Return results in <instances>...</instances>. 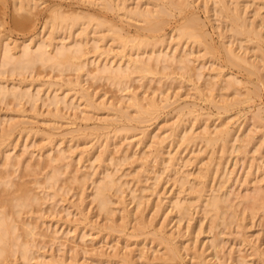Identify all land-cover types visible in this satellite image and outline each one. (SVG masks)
Listing matches in <instances>:
<instances>
[{
    "label": "bare ground",
    "instance_id": "6f19581e",
    "mask_svg": "<svg viewBox=\"0 0 264 264\" xmlns=\"http://www.w3.org/2000/svg\"><path fill=\"white\" fill-rule=\"evenodd\" d=\"M0 1L2 2V3L0 2L1 4L6 3L5 0H0ZM97 1H99L98 2L99 6H101L102 7L101 9H103L105 12H114V13L117 12L118 14L121 13L122 19L125 18L124 21L129 20V21H131L130 23L133 22L135 24H141V27H140V25H139V27H138V25H135V27L137 26L136 29L139 28V30L142 32H140L138 30V32H140V33L131 35V33L128 31H125L124 28H122L119 25H116L112 22L107 21L106 19H104L102 17H98L96 15L86 14V13H85L86 15L85 14L82 15V14H78L77 12H76L77 14L74 12H73L74 13L73 14L71 12L72 15H66L64 12H61L62 9L60 10V8L57 9L56 7H55L56 8L55 9L52 6L54 9H52V7L49 9L47 19L44 18V19H46L45 20L46 26L43 23V27L46 28L47 26H49V30L51 29V31H50L51 35L54 36L59 32H62V33L63 32L64 33L70 32L71 33L72 29L75 28V26L78 27V24L81 23V21H82V23L80 24V27H79V29L81 28L80 34L78 35L79 40L74 42L75 44L74 45L72 44V46H70V44H68V46L64 45L62 43L63 40H61V42L60 41L59 42H60V44L61 43L62 44L61 45L59 44L60 45L59 46L57 44L56 37H52L50 35L51 37L49 36L50 39L47 42H40L39 41L40 43L38 42V44H36L34 42L35 44L33 43L34 44L33 47H35V49L33 48L34 50H32L31 44L35 40H31L32 42L29 44L25 43V41H24V43L22 45L21 44L19 46L14 45V47H12V45H10L9 42L5 43L2 40L4 35L0 36V67L4 68V70L6 69V72L3 69H1V70L4 71L5 74H7V75L9 74V76H18V77H23L25 75L28 76V75H32V74H34V76H36L40 69H42L44 71L48 70L49 73L55 72V73H57L56 76H59L60 78H62V76H63V78H65L64 77L65 73H66L65 75H67V73H84V74H86L85 76L89 77V79L91 78L90 81L93 80L97 83V81L104 80L110 86L115 87L119 92L122 93L124 91L127 92V90L129 91L131 86H128V85L130 83L136 81V79H139L140 82L142 80H144V81L146 80L149 82V81H152L153 77H156V76L157 77L158 76H161V77L164 76V78L166 77V79H168V77L170 78V75H175V76H179V78L182 81L184 80L185 82H188V84H190V83L195 84L196 82L198 83L201 80V78H203L202 77L203 74L197 72V69H196V71H194L193 69H195V68H190V65H189V64H191L190 58L194 56L193 52H191V50L196 47V48H201V50L204 52L203 53L201 51L202 54H204L203 56H200L201 58L204 56L206 57V55H207L208 57L210 56L209 58L214 59L215 55H221L222 54V59H223V62L225 63V64L223 63V65H226V68L231 67V68H234L236 71H237V69L239 71L241 70V72L243 71L242 73H246V76H248V81L251 77H254L256 79L255 82H253L252 80L250 82H248V84L250 85V87L252 86V88L247 89V90L245 89L246 92L241 94L240 90H239V88H237V86L242 84V82L238 81L237 77L234 76L233 73L230 72L231 74H229V75H225V74L223 75L221 73L222 72L221 71V72H219V74L217 73L218 74V75H216L217 77L215 76V78L217 79V82L215 81L216 83L213 82L215 80V78H214V80L210 78L211 80H213L212 81L213 83L209 81V78H207L206 80H204L203 86L201 87L202 89L199 90V87H198L197 91H199L200 96L208 98L212 104L217 102V106H219L218 102L222 101L223 103L220 102L221 106L219 108H217V107L216 108L225 114L233 106H237L239 104H244V105L247 104V106H248V104L254 103V100L256 98H260L261 88H264V20H262L263 18H261L260 20H262V21H260V22L258 21L256 23V21L251 22L252 21V18H251L250 19L251 21L249 22L248 21L249 18L245 16L246 10H244V6L246 4L244 5L245 2H243V0L242 1L241 0H203L205 3L204 4L202 2L204 4V7H205L204 8L205 14H206L205 16H207L213 12L214 16H216V18H218V20L220 19L219 20L220 22L222 21L224 23L223 25L225 26V29H226V32H224V33L227 34V32H228L230 35L229 37H227V39H228L227 43L222 42L223 44L221 43L222 46L219 48H216L215 45H212V43L209 39V35L206 33L204 22H202L198 18V16L192 11L193 4L195 5L196 0H145L146 4H145V2H144V4L146 5V7L144 9H141L140 7H137V8L134 7L135 9L134 8L130 9L127 7L128 5H127L126 1H123V0L121 2H119V0L118 1H116V0H97ZM255 1H257V0H254V2ZM39 2H42V0H12L13 11L15 13L20 14V15L17 14L18 16L15 15V16H17V18L15 19L14 24L18 25L20 27V25H24L26 23H31L32 22V16H35V15H33L34 12H32V11L37 8V5H39ZM93 2L94 3L92 5L94 6L96 2L95 1H93ZM209 3L211 4L210 7H208ZM261 3L263 4V2H261ZM96 5H97V3H96ZM141 6L143 7L144 5H141ZM57 7H58V5H57ZM246 8L249 9L247 6L245 7V9ZM99 9H100V7H99ZM46 10H48V9L46 8ZM80 13H83V12H80ZM256 13L257 12H255V14ZM258 14L259 13H257L256 16H258ZM121 16H119V17H121ZM176 16L180 17L181 22H179V24H177V26H175L174 28L171 29V33H170L171 35L165 34L166 27H168L171 20H173ZM258 17L260 18V15ZM207 20H208V18H207ZM43 27L41 26V28H43ZM90 28L92 29V31L90 30V32H89L88 29H90ZM90 33H91V36L93 33V36L95 38L89 39ZM68 35H70V34H68ZM68 35H67V37H68ZM227 36H228V34H227ZM58 38H60V37H57V39ZM168 39L170 40V43H173L172 46L174 48L171 49V51H169L170 48H168V47H170V46H168L169 44L167 43ZM223 39L225 41L226 38L223 37ZM76 40H77V38H76ZM107 40H108V42L112 43V44L110 43L111 46L112 45L117 46L118 50H116V51H118L119 54L122 55L120 59H124V62H122L123 60H120V59H119L120 62L118 64L117 63L113 64V62H115V61H112V60H111V62L106 61L107 60L106 58L108 56H110L112 53H114L113 49L109 48L110 46L105 47L104 44H101V42H106ZM54 41H56L55 43L57 45H54L55 43L53 44ZM181 43H182V46H180ZM12 44H14V43L12 42ZM245 44H247L248 46H249V44H253V46L250 49H251V51L252 50L254 51V56L248 58V56L251 55L250 52H249L250 55L246 56L247 53L244 51V49L249 50V48L248 47L245 48ZM103 45H104V47H102ZM187 46H188V49H187ZM183 47H184V49H182ZM190 47H191V50H190ZM182 50H183V53H182ZM90 54H93L94 56L98 55L97 57H102V56L104 57L105 56L106 57L105 63L102 65V63H99L98 61H96L97 62L96 63L95 60L90 63L89 60H87L88 55H90ZM197 54H200V52ZM194 57H196V56H194ZM194 59H196V58H194ZM89 63L91 65L96 66V67L95 68L93 67L94 68L93 70H88L87 67H88ZM36 68L37 69L40 68V69L35 74L34 70ZM203 68H204V66H203ZM170 69H171V73L170 72L168 73V71H170ZM222 69H225V68H222ZM199 70L200 69H198V71ZM2 71L0 73V74H2L1 78H2V76H4ZM175 72H179L180 74L175 73ZM51 73H50V75H51ZM39 74H41V72ZM76 75H78V74H76ZM150 77H152V80L150 79ZM226 77H228V78H226ZM53 79L51 78V80H53ZM77 79H75V80H77ZM79 79H80V77H79ZM225 79H227V80H225ZM23 80H24V78H23ZM55 80L58 81V79H55ZM62 80H60V81H62ZM68 80H70V79H68ZM207 80H208V82H207ZM2 81L4 82V79ZM21 84H23V83H21ZM73 84H75V82ZM79 84H80V81L76 85V87L79 86ZM245 84H246V82H245ZM26 85H27V83H26ZM29 85H27V86L29 87ZM27 86L26 87L24 86V88H28ZM54 86L55 85H53V87ZM57 86H59V85H57ZM69 86L72 88L73 85L72 86L69 85ZM195 86H194V88H195ZM243 86H244V84H243ZM73 87H75V85ZM49 88H50V86H49ZM51 88H52V86H51ZM82 90H83V92L85 91L84 89H82ZM37 91L38 92L35 91L36 94L41 92L39 90H37ZM86 92H88V91L86 90ZM133 92H134V90H133ZM215 92L218 94L220 93L219 96L217 95V98L221 97L223 100L221 99L220 101L218 100V101L214 102V100H215L214 98L216 97V95H214L213 93H215ZM53 93H56V92H53ZM47 94H48V92H47ZM134 94L132 93V95L130 94V97H128L129 98L128 99V102H129L128 110L133 109L131 111H133V115L135 113V116L137 117V119H131L130 114L127 113L128 110H127V112L123 111L124 109L122 110L120 103H119V109H116L117 107L114 108L115 107V106H113L114 103L113 104L111 103V105L107 104L109 107L106 108L107 106L106 107L104 106V105H106V102H104V104H102V102H101L102 105L100 103L98 105L97 102H95V100L93 99V96L91 97V95H89V92L86 95L81 94L82 98L85 99V101L82 98L81 99L84 101L83 103H85V109L87 108L88 110H91L90 111L91 113H92V111L99 112L101 109L102 110L106 109V110L112 112L113 113L112 115L115 114V116H117L116 117L117 119L121 118L122 120L125 119L124 121H129V122L131 120H133V121L137 120L139 125H141V123H143L147 120L150 121L149 119L157 118L156 115L158 114L159 109H160V106H159L160 102L159 101L157 102L156 98H154L155 96L151 97L153 99H150V97H149V100L146 96L147 99L144 100L143 98L140 99L141 97H137ZM199 94H198V96H199ZM33 95L32 94L30 95L29 91H27L26 89L25 90H16L14 88H11V87L9 88L8 86H3L2 84H0V105H2V106H5V105L8 106V103H10V105L13 104L14 107H16L15 109H17L18 107H21V105L23 104L22 102H25V105L28 103V104H30L31 108L32 107L37 108V107H35V104L37 103L38 99ZM161 95H162V93H161ZM81 96H79V97H81ZM241 96L244 97V100L239 101L237 98H240ZM52 97L53 98L48 97L49 99L47 102H45V99H44L43 103L44 104L46 103V105L48 103V105L52 106V107L54 106L56 109H54V107L52 109L56 110V112L59 114L60 111L58 112V109L61 106H63V104L61 105L62 100L56 96H52ZM64 98L66 100V97H64ZM164 98L162 97V99H164ZM228 98H230V99H228ZM162 99H160V100H162ZM40 100H41V97H40ZM209 100L206 101V99H205L206 102H209ZM64 104H65V101H64ZM58 105L60 106L59 108H57ZM82 105L84 106V104H82ZM9 106L6 108H9ZM12 108H13V106H12ZM31 108H30V110H31ZM69 109H71V108H69ZM161 109H163V106ZM72 110H74V109H72ZM88 110L87 111L84 110L86 113L83 110L82 111L84 112V114H87V113H89ZM256 110H257V112L255 114H252L251 118H250V121H253V122L251 123L250 121H248V124H250L251 127L248 128L249 130H247L248 131L247 133H245V131H244V133L246 134L244 137H243L244 133L243 134L241 133L242 134L241 135L238 132L240 128H237L238 131H237V129H235L237 131V133H239L243 137V139L241 138V136L236 137V135H235L236 132H235V130L233 131L234 128H230L225 121H224L225 123L223 122L224 124L221 122L222 124H220L218 126H212L213 130H210L211 128L210 129L208 128V126H207L208 120L206 119V124H204L202 126L204 128H202V131L200 130V133L199 134L197 133L196 136H194L193 134H189L192 132L188 133L187 130L182 128L184 125L181 127L178 126L176 128L173 127L174 129L171 131V133L168 135V137L166 136L167 137L166 139H169L170 137H172L175 140V138H177V139H179L180 142L178 141V143L179 144L181 143V146L186 144L190 147H191L190 144L198 142V144H201L203 152L205 151V153H206V150L208 151L207 153H208L210 158H208L207 155L206 156L204 155V156H205V158L207 157V160H209V162L207 161L206 164L204 162H202L203 167L200 166V170L198 169L199 171L197 172L198 174H196V172H195V174L198 176L195 177V175L190 174L191 172L189 173L190 176L195 177V178L194 177L193 178H194V180L196 179L195 180L196 182H193L192 179H191V182L189 181V178H191V177H189L188 173H187V175H185V174L183 175V174H181L182 173L181 172L180 174L182 176H180V174L178 172H175V171H177V169L175 167L178 168V166H175V165H177V164H175V161L178 163L180 160H179V157L176 160L177 157L174 158L173 156H175L176 154L178 155V153L175 152L176 154H174V155L172 153H170V154H172L171 157L174 159H172L170 157V158H168L169 161L167 160L168 161L167 163H165L163 161L162 158H164V155H163L164 145L162 146V144H164V141H166V139H164V141H163V139L158 141V139H156V138H158L159 136L156 137L155 139L158 142H157V144L155 142L154 148H153V146H150L151 144L149 145V142H148L149 147H151L155 150V154L153 152L151 154V155H153V156H151V158H153V162L156 163L155 165H157L159 163L162 164V165H160L163 169L162 173L164 172V168L168 169L167 171L165 169L166 173L170 172L169 169H173V170L176 169V170H174V172L179 175L178 178L174 179L173 176L176 174H174L172 176L173 170H171L172 173L170 175V180H171V176H172L173 177L172 180L173 179L175 180V183H174V181H172V183H174V186L177 184L176 188L179 187L178 189H180V190L178 192L176 190L175 195L177 194V197H175V198L173 197L174 199H171L172 197L169 198L171 200L168 199V202L170 203V206L172 209L171 212H173V211L175 212V214L177 216V220H178L177 222L180 225H181V222L185 221L187 223V224L185 223L186 224L185 227H186V226L190 225V223L193 222L192 220H193L194 212L192 209L194 207H196V205H198L197 209H198V207L199 208L201 207L203 209V210L202 209H198V210H202L203 213L202 212L201 213L204 214L203 216L209 220V224H208V226H209L208 228L210 229V231L208 229L209 233H211V231L213 229H217V227H219L218 226L219 221L221 222V225H222L221 227L224 226L225 229L229 228L232 225L235 227L237 226L236 228H234V227L233 228H234V230H237V232L239 233V231L242 230L241 228H243V229L247 228L245 225L243 226V223L246 220L250 219V221H253L259 212L262 213L261 215H264V188H256L258 185L257 186L255 185V188L253 187L255 190L252 193H250L251 191L248 192L246 189V191H247L246 195L242 194L241 197H240L239 193H238L239 196H238V194L234 195L233 197L238 196L240 198V201L237 204L236 203L233 204L232 203L233 200L229 199L230 195L232 194L231 193L232 191H229L230 193L227 192L230 195H228L226 193H225V195L223 194V191H224L223 188L225 189V187L229 181L235 180V182L237 184H239L238 179L236 181L237 177L234 179V175L232 176L233 178L230 180V176H229L230 173L229 172H231V170H233L234 167L230 171L226 170V171H228V173L224 170L225 169L224 167L228 162V160H226L227 161L226 164H225V162L222 163V161H223L222 159L225 156V154H226V156H228L230 154L229 152L230 151L233 152L232 150L234 149V153L235 152L239 153V154H241V157H242V155H246L247 152H250V154H247V155H251V154L255 155L253 153L260 151V154H262L260 156L262 158L259 159L260 158L259 157L257 159L263 161V152H264L263 151L264 150V148H263L264 147V139L263 138L261 141L257 142L256 148H253V146H252V149H254V152L251 153V151H248V149H247L254 142L253 141L254 138H252L254 133L250 131L252 129V127H254L256 124H258L257 129L255 128L256 127L255 126L254 129H252V131L258 130L259 126L261 127V129H262V127H264V126H262V124L264 125V113H263L264 111H262L258 108ZM32 111H34V109ZM35 111H36V109H35ZM82 111H81V113H83ZM160 111H162V110H160ZM21 112H22V110H21ZM51 113H52V110H51ZM51 113L49 112L48 115L53 118V116H51V115L54 114V116H55V113L54 112L52 114ZM57 113H56L55 118L60 117V116L57 117V115H58ZM187 113H188L187 114L188 116L192 114V112H190V111H188ZM109 114H108V116H109ZM105 115H107V113ZM243 115H244V113H243ZM185 117H186V114H185ZM61 118L62 117H60L59 120H64L63 118L62 119ZM84 118H85L86 122L88 120H90L88 116H84ZM196 118H197V115H196ZM111 119H112V117H111ZM5 120L2 119V121H4V122L0 121V264H18V262H21V264H30L35 259H36L35 261L38 262L35 254L38 253L37 250H38V247H39L38 245L40 244V242H42V241L44 242V240L48 239L50 244H51V242L54 244L55 241L57 242V240H58V243L60 244L59 239L61 237H58V233H57L58 231L53 232L52 228H49V226L47 224H45L47 227L44 226L43 221H41V219L38 220V218L35 217V215H37L41 212L40 209H42L41 207H43V205H45L46 202L49 203L50 200H53V199L56 202L57 198L61 196V195L59 196L60 192L62 193L63 196L64 195L67 196V195H69L68 194L69 192L74 190V191H76L77 197H79L78 199L83 200L85 197H87V194H85L86 191H88L87 188L91 187L92 193H91V191H90V193L92 196V200H91V203L89 202L90 206H91V204H92V206L94 205L96 213L99 215V217L100 216L105 217V219H106V221L104 220L105 222H107V221L109 222V219H111L112 217H113V221H114V217H115L114 206L117 205V203H119V205L121 204V202H122L121 200L124 198L123 197L124 193L130 189V188L127 189L128 183L122 181L123 176H121V175L119 176L118 173H120V171H122V170L119 171V167L121 169V167L125 166L124 164H127L128 162L130 164V161H132V159H131L132 156L129 158L130 155L128 156L126 153L119 155V154H117V152H116V154H117L116 155L113 152V151H115L114 147H115V149H117L116 145L115 146L113 145L114 146L112 149L113 150L112 152L114 153L113 154L109 150V145L103 144L104 145L103 149L99 152L96 151V153L97 152L98 153L97 154L95 153L96 155L93 157L94 161H91V162H95L93 164H96V165L98 164L99 168L98 167H95V168L101 169V167H102V171L100 170L101 171L100 173L98 172L99 170L96 171V169L94 168L95 169L94 171L98 172V174L96 172L95 173L91 172L92 174L91 173L89 174V172H88V174H85L83 172L80 173L79 172L80 170H72V168L70 167L71 164L67 162V160L69 158L68 154L70 151H68L67 156H66L67 152L65 153L63 150L62 151L58 150L56 155H51V153H52V148H51V149L46 150V152L44 153L45 156L42 154H41V156H36V158L39 157V158H37V160L33 159V157H34V155H32L33 153L32 154L29 153V155H32V156H30L28 158L23 157L21 155H19V156L13 155L14 157H12V156H10V153H8V152L6 153V151H5V153L3 152L6 149L3 150L2 146L5 143H7L8 141H10L11 137L13 136V132L18 130L17 126L19 124L17 125L12 120H11L12 122L11 121L6 122ZM192 120L195 122V117H194V119L192 118ZM62 122H64V121H61V123ZM55 123H58V122H55ZM201 123H202V121H201ZM260 123H261V125H260ZM58 124H60V123H58ZM146 124H148V123H146ZM4 125H7V126L5 127ZM112 125H113V123H112ZM110 127H112V126L109 124H105V126H103V128H101V129H99L100 128L99 127L98 129L92 130L90 133V139H91V136H95V138L99 137V136H101V137L105 136L104 139L106 140L108 134L105 133V135H104V132L105 131L107 132ZM112 128H114V127H112ZM131 130L132 129H130L129 127H126L123 125V126H115V128L113 129L114 133L112 132V130L110 132L115 134V136H116L117 134L123 135V133L129 134V132ZM244 130H246V129H244ZM20 131L21 130H19V132H18V136L20 134ZM134 131H136V130H134ZM240 131H242V130H240ZM144 132H142L143 135L146 134V132H145V134H144ZM250 132L252 135L250 134ZM24 133H25V131H24ZM127 134L124 135V137H126ZM84 136H82V138ZM163 138H165V137H163ZM239 138L242 140H240ZM46 139L48 140V138H46ZM84 139L85 138H83V140ZM98 139L100 140L103 138H98ZM110 139H111V136H110ZM112 139H114V138H112ZM159 139H160V137H159ZM238 139L241 141V143L238 142L239 141ZM83 140H81V141H83ZM85 140L87 141V139H85ZM143 140L144 139H142V141ZM86 141H84V142H86ZM113 141H111V142H113ZM145 141H150V140L145 139ZM139 142H141V141H139ZM236 142L238 143L237 145H239V143H240V145L238 147L236 145V147L234 148V144ZM10 143H12V142H10ZM10 143H9V145H10ZM97 143H98V141H97ZM143 143H144V141L141 144H143ZM152 143H153L152 145H154L153 141H152ZM108 144H109V142H108ZM103 145L101 144V146H103ZM166 145H168V144H166ZM169 145H170V143H169ZM101 146L99 144V147H101ZM181 146H180V149H181ZM188 146H186V147H188ZM5 147L6 146H4V148ZM11 147H12V145H11ZM198 147H199V145H198ZM101 148H99V149H101ZM185 149L186 148H184L183 151H185ZM261 149L263 152H261ZM11 150H12V148H11ZM118 151L119 152L121 151L120 153H122V150H119V148H118ZM164 151H166V150H164ZM178 151H181V150H177V152ZM173 152H174V150H173ZM198 152H200V153L195 154V153L191 152V155L195 154L194 156H196V158H197L199 154L200 155H201V153L203 154V152H201V150L200 151L198 150ZM227 153H229V154L227 155ZM217 154H220L219 160H217L218 159ZM239 154H235V155H238V157H239L240 156ZM166 155H168V153ZM215 155H217V156H215ZM143 156L144 155H142V157ZM169 156L170 155H168V157ZM194 156L193 155L191 156L193 162L196 159ZM202 156L203 155H201V157ZM148 157L150 158V156H147V158ZM191 157H190V159H191ZM193 157H194V159H193ZM246 158H248V157H246ZM250 158H248V159L251 160V164H253L252 163L253 157L251 159ZM82 159H83V157H82ZM140 159H141V157H140ZM145 159H146V157H145ZM145 159L143 158L142 160L145 161ZM185 159L186 158L181 159V160H185ZM245 159H242V162H244L243 160H245ZM257 159H255V160H257ZM133 160H134V158H133ZM186 161L187 160H185V162ZM190 161H189V163H190ZM201 161H202V159H201ZM87 162H89V161L87 160ZM193 162H192V165H193ZM199 162H200V160H199ZM236 162L237 161H235L233 163V165ZM163 163L165 164L166 167L164 166ZM189 163L187 162L186 165L191 164V163L190 164ZM223 164H225V165H223ZM142 165H144V168H145V166L148 165V163L147 164L142 163ZM200 165H201V162H200ZM92 166H90V168L93 171ZM110 166H111V168L113 166L114 170H113V168L111 169L113 171H110V169H109ZM251 166L252 165L249 164V168ZM149 167L150 166H148V168ZM252 167L250 169L247 167L248 170L250 171L248 174L249 177L247 176V174L244 173L243 178H246V179L249 178L250 179ZM257 167H256V169L254 167V169L257 170L259 168V167L258 168ZM90 168H87V169L89 170ZM152 168H155L156 171L158 169V168H156V166L152 167ZM179 168L182 169L181 165ZM184 168L186 169V166ZM140 169H141V167H140ZM151 170H153V169H150V171ZM248 170L246 173H248ZM18 171H19V174H17ZM159 171L160 170H158V172ZM182 171L184 172V169ZM143 172H145V171H143ZM149 172H148V174H149ZM162 173H161V171L159 172V174L163 176L164 173L163 174ZM254 173H255V171H254ZM123 174H125V173H123ZM151 174L152 173H150V175ZM232 174H230V175H232ZM160 175H158V174L154 175V177L156 176L155 177L156 181H155V178H153V180H151V181H154L153 184L155 182H156L155 184H157L158 180H159V182L162 181L159 177ZM245 175L247 177H245ZM95 176H97L96 179H94ZM136 176H139V175H136ZM62 177H63V180H62ZM164 177H165V175H164ZM209 178L212 179L211 182H214L213 180L216 178H217V180H219V178H221L220 179L221 181L220 180L218 181L220 183L217 182L219 184L218 190H216V188H214V187H213V189H209L210 191H212V190L214 191V189H215L214 192L212 191L215 194H211V192L209 193L210 195L207 194L208 193V190H207L208 180H210ZM23 179H25V180L28 179V181L27 180L22 181ZM140 179H142V178L140 177ZM132 180L135 181L134 179H132ZM148 180H149V178H148ZM263 180H264V178H263ZM135 182H137V181H135ZM138 182L140 183L139 179H138ZM192 182H193V184H192ZM244 182H245V184H242V185L246 186L247 180H245ZM244 182H242V183H244ZM247 183H249V181ZM129 185H130V181H129ZM158 185H160V184H158ZM186 185H190V187L188 186L189 189H186L187 187L185 188ZM211 185H212V183H211ZM134 187L135 186H133V188ZM151 187H152V185H151ZM183 189H186L188 192L190 191L189 193H187V191H186L187 196L189 198L185 197L186 198L185 199V198L180 197L182 195H186V193L181 195L182 191H184ZM228 189H227V191H228ZM221 190H222V193H221ZM74 191H73V193H75ZM132 191H130L131 193L128 192V193H130L128 195H130L129 197H130V199H132L131 200L132 202L130 201L131 204L134 201H136V204L134 205L135 206L134 210L133 211H131V210L126 211L124 209L123 214L121 216V223L134 221L137 228L139 227L140 230H145V228L147 227L146 225H148V224H145L146 223L145 219H144L145 217L143 218V215H142V212H143L142 211V209H143V206H142L143 201L142 200H144V198H143L144 195L142 196V189H140L141 192L139 191V194L142 197L139 195H136L138 193L137 191H136L137 192L136 194H135V190H134V192H132ZM147 191H148V189H147ZM155 191H153V192H155ZM219 191H220V193H219ZM143 192H144V190H143ZM175 195H173V196H175ZM140 197H141V199H140ZM61 198H62V196H61ZM87 198H89V196ZM236 198H234L233 202H235ZM239 198H238V200H239ZM58 199H60V198H58ZM124 199H123V202L125 203ZM160 201L162 202V199ZM60 202H63V200ZM60 202H58V203H60ZM123 202H122V204H124ZM159 202L157 204L158 206L154 205L156 207V209H161L160 207H162V206H159L162 204V203L159 204ZM236 202H237V200H236ZM58 203H55V204H58ZM144 203H145V200H144ZM146 203H147V201H146ZM125 204H128V203L126 202ZM162 205H164V204H162ZM54 206H56V205H54ZM54 206L52 208H54ZM141 206H142V209H141ZM154 206H153V208H155ZM167 206H169V205H167ZM241 207H242V210L239 211V213H238V208L240 210ZM91 208H93V207H91ZM163 209L165 210V205H164ZM51 211L52 210H50V212ZM121 211H122V209H121ZM160 211L163 212L162 210H160ZM194 211H196V209H194ZM42 212H43V210H42ZM154 212H156V211L154 210ZM80 213L84 214L83 211ZM170 213H168V214H170ZM55 214H56V212H55ZM69 215H70V213L67 216H69ZM80 216H81V214H80ZM86 217L83 215L84 219L88 218V217L87 218ZM201 219H200V222H203V221H201ZM206 219H203V220H206ZM80 220L82 221V219H80ZM38 221H40V222H38ZM115 223H117V222H114V224ZM263 223H264V220H263ZM200 224H202V223H200ZM245 224H248V223H245ZM121 225H123V224H121ZM43 226H44V229H42ZM111 226L114 227L113 224H111ZM124 226H125V228L127 227L126 225H123V228H124ZM117 227H118V225H117ZM189 227L191 228L192 226H189ZM200 227L202 228V225H200ZM73 229H74L73 232L76 231L74 227H73ZM118 229H116V230H118ZM49 230H52V232H50V234L46 233V232H49ZM116 230H114V233H118ZM220 230H222V229H220ZM107 231H109V229ZM109 232H111V231H109ZM112 232H113V230H112ZM196 232L201 233L200 230H198ZM240 232L242 233L243 231H240ZM220 233H222V231ZM56 235H57L58 239L56 238ZM239 235H241V234H239ZM83 236L84 235H82L81 237L83 238ZM151 236L155 237V236H153V234H151ZM160 236H161V234H160ZM170 236L167 238L161 236L160 238H158V240L157 239L155 240V243H156V245H158L157 247L163 246L162 251L164 250V252H163L164 254L162 253L161 256H165L166 261H168L170 263L180 264L181 261H183L181 255H180V251H179V249H181V248H178L177 244H176V246H175V244H173L174 238L173 237L170 238ZM198 236H200V234ZM139 237H144V236H139ZM214 239H216V237ZM80 240H81V238H80ZM235 240H237V239H235ZM152 241H154V240L152 239ZM212 241H213V245H212ZM238 241H239V239H238ZM240 241H242V240H240ZM220 242H221V240H220ZM239 243H240V247H241L242 242H239ZM43 244L46 245L47 241H45ZM43 244L41 243L42 247H44ZM210 244H211L210 247L213 248L212 250L213 251L215 250V255L213 254V256H215L216 258H219V254L220 255L222 254V249H223L222 246H220L219 242L214 241L213 239L211 240ZM41 245H40V247H41ZM221 245H223V243H221ZM256 246H255L256 250L253 251L254 256H252V257L257 258L258 264H264V248H263V250H260ZM249 249H253V248H249ZM243 250H244V248H243ZM58 252H60V250H58ZM127 252H129V251H127ZM140 252H141V250H140ZM238 252H240V251L238 250ZM238 254H240V253H238ZM253 254H251V255H253ZM120 255L116 254L117 258H115L114 256H112V257H113V259L114 258L118 259ZM142 255L144 256V254H142ZM201 255H203V254H201ZM201 255H199V257ZM223 255H224V253H223ZM229 255H232V254H229ZM127 256H128V253H127V255L122 254V257H120L122 264H130L131 263L130 262L131 259H129V258H132L131 254L129 255L131 257H129V256L127 257ZM239 256H237V258L232 259L233 262L235 264H247V261H245L244 258L241 257V255H239ZM194 257H196V255ZM199 257L197 259H199ZM231 257L233 258V256H231ZM250 257H248V258L250 259ZM202 259H204V257H202ZM159 260H161V258H159ZM216 260H219V259H216ZM225 260H227V259H225ZM230 260H231V258H230ZM56 261H58V260H56ZM161 261H163V260H161ZM37 262H36V264H37ZM51 262L53 264V261H51ZM54 262H55V260H54ZM118 262H119V259H118ZM121 262H120V264H121ZM249 262H251V261H249ZM58 264H62L61 260H60V263H58ZM63 264H64V261H63ZM165 264H166V262H165ZM199 264H207V263L205 260L204 261L201 260V262Z\"/></svg>",
    "mask_w": 264,
    "mask_h": 264
},
{
    "label": "rangeland",
    "instance_id": "374dc122",
    "mask_svg": "<svg viewBox=\"0 0 264 264\" xmlns=\"http://www.w3.org/2000/svg\"><path fill=\"white\" fill-rule=\"evenodd\" d=\"M93 1L96 2L97 0H42L43 3L39 2V5H37V8L32 11V12H34V14L33 13L32 14L35 15V16L31 15L32 16V22L26 23L24 25H20V27L18 25L14 24L15 19L20 14L15 13L13 11L12 0H5L6 3H3V4H1L2 2L0 1L1 2L0 3V23H1L0 24V36L4 35L2 40L5 43L9 42V44L12 45V47H14V45H18V46L20 44L22 45L24 43V41H25V43L29 44L32 42L31 40H35L31 44V48H32V50H34L35 47H33V46L35 43L38 44L39 41L40 42H47L50 39V37L52 36L51 32H50L51 29L49 30V26H47L46 28L43 27V23L45 25V22H46L45 20L47 19L49 9L52 6L54 8L56 7L57 9L60 8V10L62 9L61 12H64L66 15H72L73 12L74 13L77 12L78 14H82V15H84L86 13V14H93V15H96L98 17H102V18L106 19L107 21L112 22V23L119 25L120 27L124 28L125 31L130 32L131 35L142 32L139 30V28L136 29L137 26L135 27V25H138V27L140 25V27H141V24H135L133 22L130 23L131 21H129V20L124 21L125 18L122 19L121 13L118 14L117 12L116 13L105 12L103 9H101L102 7L99 6V3H98L99 1H97L96 2L97 5L95 3L94 6L92 5L94 3ZM116 1H118V0H116ZM121 1L122 0H119V2H121ZM123 1H126L127 5H128L127 7L130 9H133L134 7L135 8L140 7L141 9H144L146 7L145 0H123ZM257 1H255L256 2L255 3L254 0H249V1L243 0V2H245L244 5L246 4L245 6L243 5L244 10H246L245 16L249 18V20H248L249 22L251 21L250 20L251 18H252L251 22L256 21V23L258 21L260 22V21L264 20V7H263L264 6V0H260L261 2H263V4L259 0H257ZM144 2H145V4H144ZM202 2L204 3L203 0H196L195 5L193 4L192 11L198 16V18L202 22H204L206 33L209 35V39H210L212 45H215L216 48H219L222 46L221 45L222 42L227 43V41H228L227 37H229L230 35L228 32H227L228 36L226 33H224V32H226L225 26L223 25L224 23L222 21L220 22L219 21L220 19L218 20V18H216V16H214L213 12L210 13L211 15L209 14V15L205 16L206 15L205 9H204L205 3L203 4ZM57 5H58V7H57ZM141 5H144V6L142 7ZM210 6H211V4L209 3L208 7H210ZM246 6L249 9H247V8L245 9ZM53 7H52V9H54ZM99 7H100V9H99ZM46 8L48 10H46ZM80 12H83V13H80ZM255 12L259 13L258 16L260 15V18L258 16H256L257 13L255 14ZM15 15H17V16H15ZM119 16H121V17H119ZM44 18H46V19H44ZM207 18H208V20L210 19L209 20L210 22L207 20ZM261 18H263V19L260 20ZM179 22H181V21H180V17H178V16H176L173 20H171L170 24L165 29V34L169 35L171 33V29L174 28L175 26H177V24H179ZM81 23H82V21H81ZM81 23L78 24V27L75 26V28L72 29L71 33L67 32L70 35H68L67 33H64V32L63 33L59 32L52 37H56V41H57L58 45L60 44L61 40H63L62 43L64 45L68 46V44H70V46H72V44L73 45L75 44L74 42L79 40L78 35L80 34V31H81V28L79 29ZM41 26L43 28H41ZM90 30L92 31L91 28L88 29L89 32H90ZM138 30L140 32H138ZM66 34L68 35V37ZM57 37H60V38L57 39ZM223 37L226 38L225 39L226 42L224 41ZM76 38H77V40H76ZM90 38H92V39L95 38L93 36V33H92V36L90 33L89 39ZM56 41H54L53 44ZM168 41H167V43L169 44L168 46H170L168 48H170L169 51H171V49L174 48L172 46L173 43H170L169 39H168ZM12 42L14 44H12ZM110 43L111 42H108V40L106 42H101V44H104L105 47L110 46L109 48L113 49L114 53H112L110 56H108L106 58L105 56L104 57L103 56L97 57L98 55L94 56L93 54H90V55H88L87 60H89L90 63L95 60V62L98 61L99 63H102V65H103L105 63V60L107 59L106 61L111 62V60H112V61H115V62H113V64H115V63L118 64L120 62L119 59L121 58L122 55L119 54L118 51H116V50H118L117 46H115V45L111 46L112 43L111 44ZM57 44L55 43L54 45H57ZM247 44H245V48L248 47L250 51L248 49H244V51L247 53L246 56L250 55L249 52L251 53V55L248 56V58H249V57L254 56V51L253 50L251 51V49H250L253 46V44H249V46ZM104 45L102 47H104ZM180 46H182V43ZM182 49H184V47ZM187 49H188V46H187ZM190 50H191V47H190ZM192 50H191V52H193V55L196 57H194L192 55L193 57L190 58L191 59V64H189L190 68H195V69H193L194 71H196V69H197V72L203 74V76H202L203 78H201V80L198 83L196 82L195 84L194 83L188 84V82H185L184 80L182 81L179 78V76H175V75H170V78L168 77V79H166V77L164 78V76L163 77H161V76L157 77L156 76V77H153V80H152V77H150V79L152 81H149V82L146 80L145 81L142 80L140 82L139 79H136V81H134L128 85V86H131L130 87L131 91L127 90V92L124 91L122 93L119 92L115 87L110 86L104 80L97 81V83L93 80L90 81L91 78L89 79V77L85 76L86 74H84V73H67V75H65L66 74L65 73L64 74L65 78H63V76H62V78H60L59 76H56L57 73H55V72H53V73L50 72L51 73V75H50L48 70L44 71L40 68H39L40 69L39 70V69H37L38 68L37 67L34 70L35 74L39 70V72L37 73L36 76H34V74H32V75L27 74L28 76L25 75L26 77L25 76L18 77V76H9V74L8 75L5 74L6 69L4 70V68L0 67V73L2 71L1 69H3L5 71V72L2 71L4 74V76H2V78H1L2 74H0V84H2L3 86H8L9 88L10 87L14 88L16 90H25L26 89L27 91H29L30 95L34 94L33 96H35L38 99L37 103L35 104V107H37V108L32 107L34 109V111L36 109L35 112L32 111L33 109L30 107V104L27 103L25 105V102H22L23 104L21 105V107H18L17 109H15L16 107H14L13 104L10 105V103H8V106L10 105L9 108H6V107H8L7 105H5V106L0 105V111H1L0 112V121H2V119H4V120L6 119L5 120L6 122L12 120L17 125L19 124L17 126L18 130L13 132V136L11 137L10 141H8L7 143H5L2 146L3 150L6 149L3 151L4 153L6 151V153L7 152L10 153V156H12V157H14L13 155H15V156L21 155V156L26 157V158L34 155L35 158L33 157V159L37 160V158H39V157L36 158V156H41V154L44 155L46 150L51 149V148H52L51 155H56L58 150H61V151L63 150L65 153L67 152L66 153V156H67L68 151H70L68 154L69 158L67 160V162L71 164L70 167L72 168V170H80L79 171L80 173L83 172L85 174H88V172H89V174L91 172L95 173L98 170H99L98 171L99 173L102 171V167H101V169H98L99 168L98 164L97 165L93 164L95 162H91V161H94L93 157L99 151H101L103 149V147H104L103 144L109 145V150L111 152L113 151L112 150L113 147L116 145L117 149H115V147H114L115 151H113L115 154H116V152L119 155L126 153L128 156L130 155L129 158L132 156V158H131L132 161H130V164L132 163L131 165L128 162L127 163L128 165L124 164L126 167L125 166L121 167V169L119 167V171L120 170H122V171H120V173H118V174H119V176L120 175L123 176L122 181L127 182L128 186H129V187L127 186V189H129V188L130 189L127 190L126 191L127 193L125 192L123 195V197L125 198V199L123 198L125 203L127 202L128 204H125L123 202V199H122L121 201L124 204H122V202H121V204L123 206L121 204L119 205V203H117V205L114 206V209H115L114 221H113V217H112L111 219H109L110 223L108 221L105 222L106 221L105 217H103V216L99 217V215L96 213L94 205L92 206V204H91V206H90V203L92 200V196H91L92 188L91 187L87 188L88 191H86L85 194H87V197L89 196V198L85 197L84 198L85 200L84 199L83 200L78 199L79 197H77L76 191H74V190L73 191L75 193H73V191H71L68 193L69 195H67V196L66 195L63 196L62 193L60 192L59 196L61 195L62 198H61V196L58 198H60L61 200L57 198L56 202L54 199H53L54 201L53 200H50V202L48 201L49 203L46 202L47 204L45 203V205H43V207H41L42 208V209H40L41 212L39 214L35 215V217L38 218V220L41 219V221H43L44 226H46L45 224H47L49 226V228H52L53 232L58 231L57 232L58 237L62 238V239L61 238L59 239L60 244L58 243V240H57V242L55 241L54 244L52 242L50 244L49 240L46 239V240H44V242L47 241L46 245L43 244L44 243L43 241L40 242V244L38 245L39 246L38 250H37L38 253H36L37 255L35 254L38 262L35 261L36 260L35 259L30 264H36V262H37V264H50V263L52 264L51 261H53V264L54 263L58 264V263H60V260H61L62 264H63V261H64V264H120V262H121L120 257H122V254L127 255V253H128V256L130 254L132 256V258H129V259H131L130 264H132V263L133 264H165V262H166V264H176V263H170V262L166 261L165 256H161L162 253L164 252V250L162 251L163 246L157 247L158 245H156V243H155V240L156 239L158 240V238H160L161 236L167 238L170 235H171L170 238H172V237L174 238L173 244H175V246L177 244V247L181 248V249H179V251H180V255H181L183 261H181L180 264H196V263L199 264L201 262V260L202 261L205 260L207 264H235L232 259L237 258V256H239V255H241V257L244 258L245 261H247V264H258L257 258L256 257L253 258L252 256H254L253 251L256 250V248H255L256 245H257L256 247L260 250H263V248H264V223H263V220H264L263 216L264 215H261L262 213L259 212L253 221H250V219L248 218L249 220H246L243 223V226L245 225L247 228H244V229L241 228L242 230H240V231H243L242 233L240 231L238 233L237 230H234V228H236L237 226L235 227L232 225L227 229H225L224 226L221 227L222 225H221L220 221L218 223L219 227H217V229H213L214 231L212 230L211 233H209V231H210V229L208 228L209 227L208 226L209 220L203 216L204 215V214H202L203 209L201 207L200 208L198 207V209H202V210L197 209L198 205H196V207H194L192 209L194 212L193 220H192L193 222L191 221L192 223H190V225H188L186 227H185V225L187 223L184 221V222H181V225H180L177 222L178 220H177V216H176L175 212L174 211L171 212L172 209H171L170 203L168 202V199L171 197H172L171 199H174L175 197H177V194L175 195V192H176V190H177V192L180 190V189H178L179 187L176 188L177 184L174 186V183H175L174 179L179 177V175L176 174L175 172H178L179 174L182 172L181 174H183V175L184 174L187 175V173L189 174L191 172L190 173L191 175H195V177H197L198 175H196V174H198L197 172L200 170V166L203 167L202 162H204L206 164L207 161L209 162V160H207V157L210 158L208 153H207L208 151L206 150V153H205V151L203 152L202 146H201V144H198V142L193 143L194 145L190 144L191 147L186 145V144L185 145L188 147H186L185 145H183L184 146L183 147V146H181V143L180 144L178 143L179 139H177V138H175V140L172 137H170L169 139H166L168 137V135L171 133V131L178 126L181 127L184 125L182 128L187 130L188 133L192 132L189 134H193L194 136H196V134L197 133L199 134L200 130L202 131V128H204L202 126L204 124H206V119H207L208 120L207 126L209 129L211 128L210 130H213L212 126H218L225 121L230 128H234L233 131L237 128H240L239 131H238V129H237V131L240 134L241 133L243 134L244 131H245V133H247L248 132L247 130H249L248 128L251 127L250 124H248V121H250L251 115L255 114L257 112L256 109L258 108V109L264 111V88H261L260 98H256L254 100V103L248 104V106H247V104H245V105L239 104V105H237L238 107L233 106L232 108L229 109V111L226 114L223 113L222 111H220L219 109H217L221 106L220 102H222V101H220L222 99L221 97L217 98V95L219 96L220 93L219 94L216 92H215L216 94L213 93L214 95H216V97L214 98L215 99L214 102L218 101V100L220 101V102H218L219 106H217V102L212 104L208 98L200 96L199 91H197L198 87H199V90L202 89L201 87L203 86L204 80L209 78V81L212 82L214 80L215 76L218 75L219 72H221V71H222L221 73L223 75L224 74L229 75V74L233 73V75L237 77L238 81L242 82V84L237 86V88H239L241 94L245 93L247 89H251L252 86L250 87L248 82H250L251 80L253 82H255L256 79L254 77H251L248 81V76H246V73H242L243 71L241 72V70L239 71L238 69L236 71L234 68H231V67L226 68V65H223L224 62L222 59V54L221 55H215L214 59L209 58L210 56L208 57L207 55H206V57L204 56L201 58L200 56L204 55V54H202L203 51L201 50V48L195 47ZM199 52H200V54H197ZM182 53H183V50H182ZM194 58H196L197 60ZM120 60H123L122 62H124V59H120ZM90 63H89L87 68H88V70H93L96 66L91 65ZM203 66H204V68H203ZM222 68H225V69H222ZM171 69H170V71H168V73L169 72L171 73ZM198 69H200L201 71L200 70L198 71ZM40 72L42 75L39 74ZM179 72H175V73H179ZM76 74H78V75H76ZM79 77H80V79H79ZM23 78H24V80H23ZM51 78L52 79L54 78V79L51 80ZM210 78L213 80H211ZM226 78H228V77H226ZM3 79H4V82L2 81ZM55 79H58V81H56ZM68 79H70V80H68ZM75 79H77V80H75ZM60 80H62V81H60ZM225 80H227V79H225ZM79 81H80V84H79V86L76 87V85L79 83ZM215 81L217 82L216 78L213 82L216 83ZM72 82L73 83L75 82V84H73ZM207 82H208V80H207ZM245 82H246V84H245ZM21 83H23L24 85ZM26 83H27V85L30 84L29 87L26 85ZM52 84L55 86L53 87ZM56 84L59 85L61 88L59 86H57ZM243 84H244V86H243ZM69 85H71V86L75 85V87L72 86V88H71ZM193 85L194 86L196 85L195 88ZM24 86L25 87L27 86L29 89L30 88L31 89L29 90L28 88H24ZM49 86H50V88H49ZM51 86H52V88H51ZM82 89L85 90L84 92L86 94H88V92H89V95H91V97L93 96V99L95 100V102H97L98 105H99V103L101 104V102H102V104H104V102H106V105H104V106L105 107L107 106L106 108H108L109 107L108 105H111V103L112 104L114 103L113 104V106H115L114 108L117 107L116 109H119V103H120L122 110L124 109L123 111H125V112H127L128 107H129V105H128L129 104V102H128L129 98L128 97H130V94L132 95V93L133 94L135 93L134 95H136L137 97H141L140 99L143 98L144 100L147 98L149 100V97H150V99H153L151 97L155 96L154 98H156L157 102L158 101L160 102V104H159V106H160L159 112L160 113L158 112L159 115L158 114L156 115L157 118L149 119L150 121L147 120L148 122L145 121V122L141 123V125H139L137 120H134V121L131 120L133 122L132 123L131 121L130 122L124 121L125 119H123V120L121 118L117 119L116 118L117 116H115V114L112 115L113 113L106 110V109H104V110L101 109L102 111L100 110L99 112L92 111V113H91L90 112L91 110H88L87 108L85 109V103H83L85 101V99L82 98L81 94L82 95H86V94L83 92ZM37 90H39L41 92L36 94V92H38ZM86 90L88 92H86ZM133 90H134V92H133ZM47 92H48V94H47ZM53 92H56V93H53ZM161 93H162V95H161ZM198 94H199V96H198ZM52 96H56L62 100L61 105L63 104V106L60 107L58 105V107H57V108L60 107L58 109V112L60 111L59 114L56 112V110H54V109H56L54 106H53L54 109H52L53 107L49 106L48 103H47L48 106L46 105V103L45 104L43 103L44 99H45V102H47L50 97L53 98ZM79 96H81V97H79ZM146 96H147V98H146ZM40 97H41V100H40ZM64 97H66V100ZM162 97L163 98L165 97V98L162 99ZM241 97H240L241 99L240 98H237V99L239 101L244 100V97L243 96H241ZM230 98H228V99H230ZM160 99H162V100H160ZM205 99H206V101L209 100V102H206ZM64 101H65V104H64ZM82 104H84V106ZM68 105L69 106L71 105L72 107L71 106L69 107ZM161 105L163 106V109H161L162 108ZM12 106H13V108H12ZM29 107L31 108V110ZM69 108H71V109H69ZM72 109H74V110H72ZM21 110H22V112H21ZM51 110H52V113L53 112L55 113V116L57 113L58 114L57 117L60 116L64 120H59L60 117L55 118L54 114L51 115V116H53V118L50 117L48 114H49V112L51 113ZM82 110L83 111L88 110L89 111V113H87L88 115L84 114L85 111L83 112ZM131 110H133V109L128 110L127 113L130 114L131 119H137V117L135 116V113L133 115V111H131ZM160 110H162V111H160ZM81 111L83 113H81ZM188 111L192 112L193 115L191 114L188 116L187 115ZM106 113H107V115H105ZM243 113L245 116L243 115ZM108 114H109V116H108ZM185 114H186V117H185ZM196 115H197V118H196ZM84 116H88L90 120H88L86 122ZM193 116L195 117V122L192 120V118L194 119ZM111 117H112V119H111ZM54 121L58 122L60 124L55 123ZM61 121H64V122L61 123ZM201 121H202V123H201ZM2 122H4V121H2ZM250 122L252 123L253 121H250ZM112 123H113V125H112ZM146 123H148V124H146ZM105 124H109L114 128H115V126H123L124 125L126 127H129L132 130L130 131L131 133L130 132H129V134L126 133L127 134L126 137H124V135H126L124 133H123V135L117 134L116 135L117 137H116L115 134H113L114 128L110 127L107 132L106 131L104 132V135H105V133L108 134V136H107L108 139L106 138V140H105L104 139L105 136L96 137L97 139L95 138V136H91V139H90L91 131L94 129H98L99 127H100L99 129H101V128H103V126H105ZM260 125H261V123H260ZM4 126L6 127L7 125H4ZM255 126L254 127L257 129L258 124H256ZM262 126H264V125L262 124ZM254 127H252V129H254ZM244 129H246V130H244ZM252 129L250 131L254 133L253 134L254 137L252 136V138H254L253 139L254 142L252 143V145L250 147L247 148L248 151H251V153L254 152V149H252V146H253V148H256L257 142L261 141L262 138L264 139V137H263L264 136V127H262V129H261V127L259 126L258 130H256V131L255 130L252 131ZM19 130H21V131H20V134L18 136ZM111 130L113 133L110 132ZM134 130H136V131H134ZM240 130H242V131H240ZM24 131H25V133H24ZM141 131L142 132L145 131L146 134L144 132L145 135H143ZM237 131L235 130L236 137L241 136L242 134L240 135L239 133H237ZM251 132H250V134H251ZM245 133L243 134V137L246 135ZM82 136H84L83 138L87 139V141L85 139L83 140ZM110 136H111V139H110ZM158 136L160 137V139ZM156 137H158V138H156ZM163 137H165V138H163ZM243 137L241 136L242 139H243ZM46 138H48V140ZM98 138H103V139L99 140ZM112 138H114V139H112ZM155 138L158 139V141H160L162 139L164 141V139H166V141H164V144H162V146L164 145V147H163L164 158H162V159L165 163H167L169 161L168 158H170L172 156V154L174 155V154L178 153V155L176 154L177 156L176 155L173 156L174 158L177 157L176 160L179 157V160H180L179 161L180 163L179 162L177 163L174 160L175 164H177L175 166H178V168L175 167L177 169V171L174 172V170H176V169H174V170L169 169L170 172L166 173L165 172L166 168L163 167L164 172L166 173L165 174L163 172L164 173L163 174L162 173L163 169L160 166L162 164L159 163V164L155 165L156 163H154L153 158H151V156H153L151 154L153 152L155 154V150L153 149L155 147V142H156V144L158 142ZM142 139H144L143 144H141L143 142ZM145 139L150 140V141H145ZM242 139H240V140H242ZM81 140H83V141H81ZM240 140L238 142L241 143ZM84 141H86V142H84ZM97 141H98V143H97ZM111 141H113V142H111ZM139 141H141V142H139ZM152 141L154 142V145H152L153 144ZM10 142H12V143H10ZM108 142H109V144H108ZM148 142H149V145L151 144L150 146H153V148L149 147ZM9 143H10V145H9ZM169 143H170V145H169ZM240 143H239V145H240ZM99 144H100V146H101V144L103 145V146H101L102 148L99 147ZM166 144H168L169 146ZM237 144H238L237 142L234 144V148L236 147ZM11 145H12V147H11ZM179 145L181 146V149H180ZM198 145H199V147H198ZM239 145H237V147ZM4 146H6V147L4 148ZM11 148H12V150H11ZM99 148H101V149H99ZM118 148H119V150H122V153H120L121 151L120 152L118 151ZM184 148H186L185 151H183ZM164 150H166V151H164ZM173 150H174V152H173ZM177 150H181V151L177 152ZM198 150L199 151L201 150V152H203V154L201 153V155H203V156L207 155V157L206 158H205V156L201 157V155L199 154L197 157L198 159H197L196 156H194V155L200 153V152H198ZM96 151H98V152L96 153ZM232 151L233 152H231V151L229 152L230 154L227 153V155L229 154L228 156H226V154H225V156L222 159L223 160L222 163L225 162V164H226V162H227L226 160H228V162H227L228 165L223 164V165H225V167H224L225 171L226 170L230 171L234 167V169L231 170V172L233 171L232 172L233 174L231 172H229L230 174H232V175L229 174L230 180L233 178L232 176L234 175V179L237 177L236 181L238 179L239 184H237L235 182V180L229 181L228 182L229 184L227 183L226 187L224 186L225 189L223 188V190L225 191V192L223 191V194L225 195V193L228 194V193H230L229 191H232L231 192L232 196L230 194H228V195H230L229 199L234 201V198L237 197L235 199V202L232 201L233 204H235V203L237 204L240 201V198L238 197L239 194L241 197L242 194L246 195L247 191L248 192L251 191L250 193H252L255 190L254 189L255 185L256 186L258 185L256 188H264V183H263L264 182V180H263V178H264L263 177L264 176V167H263L264 166V162H263L264 161V152L263 151L264 150L262 151V149H261V152H263V161L257 159L259 157H260L259 159L262 158L260 156V155H262V154H260V151L253 153L255 155H252V154L247 155V154H250V152H247V154H246L247 156L242 155V157H241V154L236 153V152L234 153V149ZM191 152L195 153V154H192L196 158L194 162L192 161ZM29 153L30 154L33 153V154L29 155ZM167 153H168V155H170L169 157H168V155H166ZM170 153H172V154H170ZM235 154H239L240 156L238 157V155H235ZM142 155H144V156L142 157ZM217 155H215V156H217L218 157L217 160H219L220 154H217ZM147 156H150V158L148 157L149 158L148 159ZM245 156L248 158L253 157V160H252L253 164H251V160H249ZM82 157H83V159H82ZM140 157H141V159H140ZM145 157H146V159H145ZM190 157H191V159H190ZM194 157H193V159H194ZM133 158L135 161L133 160ZM143 158L145 159V161L142 160ZM174 158H172V159H174ZM180 158L181 159L186 158L185 160H187V161L185 162V160H181ZM86 159L89 162H87ZM201 159H202V161H201ZM242 159H245V160H243L244 162H242ZM255 159H257V160H255ZM190 160L193 162V165H192V162ZM199 160L201 162V165H200ZM181 161L182 162L184 161V162L182 163ZM189 161L191 164L189 163ZM235 161H237L236 162L237 164L235 163L233 165V163ZM187 162L190 165H186ZM142 163H144V164L148 163V165L145 166V168L147 170L144 168V165H142ZM249 164L253 166V167L251 166L252 167V169H251V175L252 176L250 175V179L249 178L246 179L243 177H244V173L247 174V176H248V174L250 172L248 170ZM154 165L156 166V168H158L157 171L155 168H152V167H155ZM180 165H181L182 169L179 168ZM182 165L184 167L186 166V169ZM90 166H92L93 171L91 170ZM148 166H150V167L148 168ZM164 166H165V164H164ZM95 167H98V168H95ZM140 167H141V169H140ZM254 167H255V169L257 167L259 170L258 169L255 170ZM87 168H90V169L88 170ZM94 168L96 169V171H94L95 170ZM112 168H113V166H112ZM112 168H111V166L109 167L110 171L114 170V168H113V170H111ZM150 169H153V170H151L152 172L150 171ZM183 169H184V172L182 171ZM158 170L161 171L163 176L159 174L160 171L158 172ZM167 170L168 169H166V171ZM171 170H173L172 176L174 174H176L173 176L174 177L173 180H172V178H173L172 176H171V180H170V175L172 173ZM247 170H248V173H246ZM143 171H145V172H143ZM228 171H226V172L228 173ZM254 171H255V173H254ZM98 172H96V173L98 174ZM148 172H149V174H148ZM195 172H196V174H195ZM123 173H125V174H123ZM150 173H152L153 175L152 174L150 175ZM17 174H19V171ZM157 174L160 175L159 177L162 181L159 182V180H158L157 184H155L156 182L153 184L154 181H151V180H153V178L156 177V176L154 177V175H157ZM181 174H180V176H182ZM190 174H189V177H191V178H189V181L191 182V179H192L193 182H196L195 181L196 179L194 180L195 177L190 176ZM136 175H139V176H136ZM164 175H165V177H164ZM247 176L245 175V177H247ZM140 177L142 179H140ZM96 178H97V176L94 177V179H96ZM148 178H149V180H148ZM132 179H134L137 182L133 181ZM138 179L140 180V183L138 182ZM220 179L221 178H219V180ZM26 180L28 181V179H26ZM26 180L23 179L22 181H26ZM62 180H63V177H62ZM211 180L212 179L208 180V188H207V190H208L207 194L208 195H210L209 194L210 192H211V194H215V193H213L215 191V189H214V191L212 190L213 192L210 191L209 189H213V187L216 188V190L219 189L218 188V185H219L218 183H220V182H218L219 180H217V178L213 180L214 182H211ZM245 180H247V182L249 181L250 184L246 182L247 185L243 186L242 184H245V182H244ZM129 181H130V185H129ZM155 181H156V178H155ZM172 181H174V183H172ZM193 182H192V184H193ZM242 182H244V183H242ZM211 183H212V185H211ZM158 184H160V185H158ZM151 185H152V187H151ZM133 186H135V187L133 188ZM188 186L190 187V185H186L185 188L187 187L186 189H189ZM146 188L148 189V191ZM133 189L135 190V194L138 192L136 195H139V196H141L139 194V191H140V189H142V196L144 195L143 198L145 200V203L147 201V203L145 204L144 200H142L143 201V205H142L143 209L141 206V209L144 212V213L142 212V215H143V218L145 217L144 218L145 222H146L145 224H148V225H146L147 227L145 228V230H140L139 227L137 228L134 221L121 223V216L123 214V210L124 209L126 211L127 210L128 211L134 210V207H135L134 205L136 204V201H134L131 204L130 201L132 199H130V197H129L130 195H128L131 193L130 191H132ZM186 189H183L184 191H182L181 195L186 193V191H187ZM227 189H228V191H227ZM246 189H247V191H246ZM134 190L132 192H134ZM143 190H144V192H143ZM90 191H91V193H90ZM153 191H155V192H153ZM128 192H130V193H128ZM189 192L187 191V193H189ZM187 193H186V195H182L183 197L182 196H180V197L181 198H185V197L189 198L187 196ZM219 193H220V191H219ZM221 193H222V190H221ZM236 194H238V196L233 197ZM173 195H175V196H173ZM141 197H140V199H141ZM238 198H239V200H238ZM161 199H162V202L160 201ZM171 199H169V200H171ZM62 200H63V202H60ZM236 200H237V202H236ZM54 202L55 203L60 202V203L55 204ZM158 202H159V204L162 203L165 205L166 211L163 209L164 205H162V204L159 205V206H162V207H160L161 209H156L155 206H158L157 205ZM54 205H56V206H54ZM167 205H169V206H167ZM53 206H54V208H52ZM153 206L155 208H153ZM91 207H93L94 209ZM121 209H122V211H121ZM194 209H196V211H194ZM42 210H43V212H42ZM50 210H52V211L50 212ZM154 210L156 212H154ZM160 210H162L163 212H161ZM241 210H242V207L240 208V210L238 208V213ZM82 211L84 214L80 213ZM55 212L57 215L55 214ZM69 213H70V215L67 216ZM168 213H170V214H168ZM80 214H81V216H80ZM83 215L85 217L87 216L89 219L87 217H86L87 219H84ZM80 219H82V221ZM200 219L203 222H200ZM203 219H206V220H203ZM38 222H40V221H38ZM114 222H117V223L114 224ZM200 223H202V224H200ZM245 223H248V224H245ZM111 224H113L114 227L111 226ZM121 224L126 225L127 227L125 228V226H124V228H123V225H121ZM117 225H118V227H117ZM200 225H202V228L200 227ZM44 226L42 227V229H44ZM189 226H192V227L190 228ZM73 227L76 230L74 232H73V230H74ZM107 228L111 232L113 230V232L111 233V232L107 231L108 230ZM118 228L119 229L121 228V229L119 230ZM116 229H118V230H116ZM197 229L200 230L202 234L200 232H196V231H198ZM208 229H209V231H208ZM220 229H222V230H220ZM52 230H49V232H46V233L50 234V232H52ZM114 230H116L118 233H114ZM221 231L223 234L220 233ZM151 234H153V236H155V237H152ZM160 234H161V236H160ZM199 234H200V236H198ZM239 234H241V235H239ZM82 235H84L83 238L81 237ZM139 236H144V237H139ZM215 237H216V239H214ZM56 238H57V235H56ZM80 238H81V240H80ZM152 239L154 241H152ZM212 239L214 241L219 242L220 246H222V248H223L222 254L221 255L219 254V258H216L215 256H213V254L215 255V250L213 251L212 250L213 248L210 247V245H211L210 243H211ZM235 239H237V240H235ZM238 239H239V241H238ZM220 240H221V242H220ZM240 240H242V241H240ZM239 242H242L241 247H240ZM41 243L43 244L44 247H42ZM221 243H223L224 246L221 245ZM40 245H41V247H40ZM212 245H213V241H212ZM40 248L41 249L43 248V249L41 250ZM243 248H244V250H243ZM249 248H253V249H249ZM58 250H60V252H58ZM140 250H141V252L142 251L143 252L141 253ZM238 250L240 252H238ZM127 251H129V252H127ZM155 251L156 252L158 251V252L156 253ZM223 253H224V255H223ZM238 253H240V254H238ZM116 254H118V255L121 254L118 258L119 262H118V259H115V258H117ZM142 254H144V256ZM201 254H203V255H201ZM229 254H232V255H229ZM251 254H253V255H251ZM195 255H196V257H194ZM199 255L204 257V259H202L201 256H200L201 257L200 258ZM112 256H114L115 258L113 259ZM131 256H129V257H131ZM231 256H233V258ZM198 257H199V259H197ZM223 257L227 260H225ZM248 257H250V259ZM159 258H161V260H163V261L159 260ZM230 258H231V260H230ZM216 259H219V260H216ZM54 260H55V262H54ZM56 260H58V261H56ZM249 261H251V262H249ZM19 263L21 264V262H18V264ZM121 264H122V262H121Z\"/></svg>",
    "mask_w": 264,
    "mask_h": 264
}]
</instances>
